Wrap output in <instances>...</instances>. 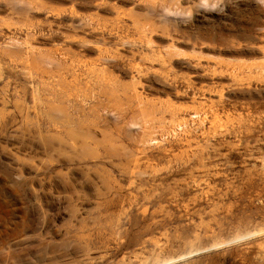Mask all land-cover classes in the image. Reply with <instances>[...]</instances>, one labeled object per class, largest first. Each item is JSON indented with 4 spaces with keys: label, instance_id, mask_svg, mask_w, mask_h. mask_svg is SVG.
Segmentation results:
<instances>
[{
    "label": "rangeland",
    "instance_id": "1",
    "mask_svg": "<svg viewBox=\"0 0 264 264\" xmlns=\"http://www.w3.org/2000/svg\"><path fill=\"white\" fill-rule=\"evenodd\" d=\"M167 262L264 264V0H0V264Z\"/></svg>",
    "mask_w": 264,
    "mask_h": 264
},
{
    "label": "bare ground",
    "instance_id": "2",
    "mask_svg": "<svg viewBox=\"0 0 264 264\" xmlns=\"http://www.w3.org/2000/svg\"><path fill=\"white\" fill-rule=\"evenodd\" d=\"M255 236H257V235H255ZM250 237H254V236H249V237H246V238H243V239H239V240H228V241H226V242H223L222 244H217V245H214V246H209V247L204 248V249H202V250H198V251H196V252H192V253H190V254H187V255L183 256L182 258H180V260H184V259H186V258H189V257H191L192 255L199 253L200 251H205V250H207V249H217V248H220V247H222V246H225V245H227V244H229V243L240 242V241H243V240L248 239V238H250ZM170 263H172V262H167V263H164V264H170ZM157 264H159V263H157Z\"/></svg>",
    "mask_w": 264,
    "mask_h": 264
},
{
    "label": "water",
    "instance_id": "3",
    "mask_svg": "<svg viewBox=\"0 0 264 264\" xmlns=\"http://www.w3.org/2000/svg\"><path fill=\"white\" fill-rule=\"evenodd\" d=\"M210 249H207V250H205V251H201V252H199V253H197V254H200V253H203V252H207V251H209ZM194 255H196V254H194ZM194 255H192V256H194ZM191 256V257H192Z\"/></svg>",
    "mask_w": 264,
    "mask_h": 264
}]
</instances>
